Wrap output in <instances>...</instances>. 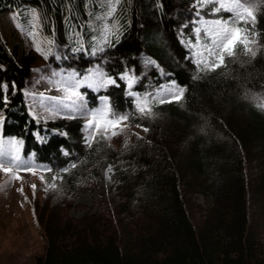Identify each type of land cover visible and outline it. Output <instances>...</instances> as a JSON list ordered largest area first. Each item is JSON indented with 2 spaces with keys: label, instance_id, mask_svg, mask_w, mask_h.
<instances>
[{
  "label": "trees",
  "instance_id": "trees-1",
  "mask_svg": "<svg viewBox=\"0 0 264 264\" xmlns=\"http://www.w3.org/2000/svg\"><path fill=\"white\" fill-rule=\"evenodd\" d=\"M23 4L39 8L51 34L48 66L78 76L96 66L105 84L81 86L83 99L94 107L104 96L111 118L147 129L117 150L102 133L85 141L81 116L38 120L25 99L37 55L0 31L1 135L20 138L22 156L68 189L89 186L118 153L136 162L114 164V212L64 219L47 198L36 205L43 244L30 264H264V0H117L93 49L94 0H0V13ZM201 18L254 39L222 64L223 46L201 57L191 42L213 38Z\"/></svg>",
  "mask_w": 264,
  "mask_h": 264
},
{
  "label": "rangeland",
  "instance_id": "rangeland-1",
  "mask_svg": "<svg viewBox=\"0 0 264 264\" xmlns=\"http://www.w3.org/2000/svg\"><path fill=\"white\" fill-rule=\"evenodd\" d=\"M219 1L224 4L233 2V0ZM94 2L96 6L86 22L85 29L86 42L91 44L92 49L106 41L109 33L108 18L117 0H94ZM200 23L213 38L210 43L200 39L191 44L196 53L204 57L209 51L214 53L223 46V41L218 39L217 34L225 27L217 18H201ZM0 31L9 44L18 46L17 52L32 50L37 55L31 75L26 82L25 99L30 113L38 120L46 121L60 116H81L84 120L85 141L102 133L117 150H120L126 142L132 143L136 137L145 133V128L138 124L129 123L128 120L121 121L120 117L111 118L106 97L102 96L94 107L89 106L83 99L81 86L101 88L105 84L106 79L99 68L93 66L89 72L78 76L73 70L48 66L51 34L43 28L39 8L36 5L23 4L2 11ZM242 34L246 41H253L254 32L247 29ZM238 45L239 43L235 44L234 48H239ZM246 48L247 46L243 50ZM170 97L171 91L166 88L159 100L166 102ZM114 131L119 134L113 135ZM114 164L127 168L134 167L136 162L134 158L118 153L115 162L109 164L102 174L94 176L89 186L76 189L58 186L56 175L49 177L46 174V166L36 163L32 156H22L20 138L3 137L0 129V264H30L34 256L40 252L43 237L38 223L34 220V213L35 210L36 213L38 212L36 205H40L45 198L49 206L56 204L57 212L64 219L80 217L97 208L114 212L121 200L112 177ZM18 165L26 167H18ZM5 169L11 171L6 172ZM17 176L19 179L16 178ZM197 200L202 203V196H198ZM139 207V201L131 204V209L136 214ZM263 217L264 214L261 213L259 220ZM262 220L264 221V218Z\"/></svg>",
  "mask_w": 264,
  "mask_h": 264
},
{
  "label": "snow or ice",
  "instance_id": "snow-or-ice-1",
  "mask_svg": "<svg viewBox=\"0 0 264 264\" xmlns=\"http://www.w3.org/2000/svg\"><path fill=\"white\" fill-rule=\"evenodd\" d=\"M233 7H239V5H233ZM245 11L248 13L249 16H253V13L248 10L245 9ZM241 19L243 20V16H241ZM254 19V17H253ZM218 39L223 41V47L220 49V56H219V61L222 64L223 60H224V56L225 54L227 55H233L234 54V46L237 43H244L245 45L247 44V41L241 36L240 34V29H229V28H224L223 31L221 33L217 34ZM39 50V49H38ZM219 65H214L213 67H218ZM109 83H114V81H109ZM183 90H181V95H182ZM175 99H180L179 96L175 97ZM140 112L144 113V114H148L151 112V109H146L145 107H140ZM127 117H121L120 120H127ZM117 124L119 122H116ZM145 131H147V129H144ZM118 132H113V135H118ZM18 159V158H17ZM11 162V161H9ZM18 167H26L24 165H18ZM4 171L9 172L11 171L10 169H5ZM17 179H19V177H16ZM55 179V178H53ZM33 189H35V185L32 186ZM54 187V185H53ZM22 191V189H21Z\"/></svg>",
  "mask_w": 264,
  "mask_h": 264
}]
</instances>
